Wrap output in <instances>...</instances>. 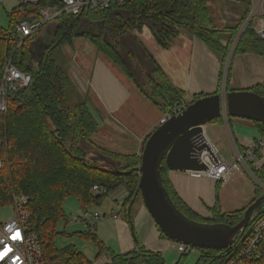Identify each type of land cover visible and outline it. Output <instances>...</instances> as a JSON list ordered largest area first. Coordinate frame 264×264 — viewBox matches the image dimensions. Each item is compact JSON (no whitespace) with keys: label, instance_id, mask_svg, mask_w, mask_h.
Listing matches in <instances>:
<instances>
[{"label":"trees","instance_id":"obj_1","mask_svg":"<svg viewBox=\"0 0 264 264\" xmlns=\"http://www.w3.org/2000/svg\"><path fill=\"white\" fill-rule=\"evenodd\" d=\"M52 1L40 0L38 4L29 6L18 4L8 12L10 26L0 25V85L5 63L10 58L20 70L32 76L28 87L8 92V110L0 113V207L12 208L16 195L29 197L26 204L30 214L28 224L30 232L36 233L42 243L43 264H92L76 246L58 247L55 242L59 234L71 235L67 232L70 220L63 209V202L68 196L75 195L82 208L88 209L93 204L100 205L108 194L123 186L129 196L122 207L137 243L135 249L116 253L92 229L72 234L94 241L99 254L105 253L109 257L107 264H166L161 251L147 249L138 242L132 209L128 212L130 204L141 198L138 187L140 174L135 169L140 164L141 155L115 153L97 145L93 137L99 132L100 124L89 106L88 96L79 91L69 74L68 50L64 46L73 45L78 38L91 41L97 54L104 55L118 66L150 102L167 114L188 105H185V91L172 81L134 32H141L148 26L158 44L169 48L179 33L178 25L192 27L206 45L222 51L216 93L221 91L223 75L227 76L226 90L229 91L233 64L230 47L246 21L251 0L240 21L230 29L233 36L226 44L212 28L207 0H136L124 5L112 4L106 9L64 15L49 25L52 26L51 36L44 45L39 39L48 26L27 37L20 36L16 24L36 14L39 6ZM234 48V55L253 52L264 56V39L255 33L253 21L241 31ZM249 89L264 95V83ZM206 94L195 95L191 102ZM216 121H223L222 116ZM255 123L264 138V123ZM239 147L246 149L242 145ZM95 152L115 159L118 169L132 171L121 174L105 169L100 166V161L91 160ZM258 157L259 162L250 163V169L264 184V151L258 152ZM169 171L163 159L161 174L164 187L186 217L218 225H235L242 219L245 209L224 211L219 199L210 209L211 217L197 214L176 193L168 177ZM221 182H217V190ZM96 184L105 187L107 192L95 194L93 186ZM257 193L258 196L264 194L260 188ZM263 217L264 214H260L252 219L235 238L231 249L195 248L199 252L195 264H227L235 256L238 243L249 234L252 224ZM61 220L65 222L64 226H60ZM160 233L161 237L167 238L161 230ZM257 246L253 257L242 259L243 264H264V240ZM189 252L181 253L175 264H184Z\"/></svg>","mask_w":264,"mask_h":264},{"label":"crops","instance_id":"obj_2","mask_svg":"<svg viewBox=\"0 0 264 264\" xmlns=\"http://www.w3.org/2000/svg\"><path fill=\"white\" fill-rule=\"evenodd\" d=\"M191 48L189 78L186 79L185 82L177 68H174L172 71L174 77H171L164 68L172 81L184 89L185 105L189 104L197 94L216 92L220 81L221 54L213 52L207 47L203 40L199 42L196 36L191 39ZM168 49H170V47ZM233 51L230 55L232 56L231 61L233 62L229 74L230 90L248 89L256 85H262L264 83V56H260L253 52L234 55ZM86 61V66L83 65L82 67L80 65L79 67L75 65L69 67V74L79 91L83 95L88 96L89 106L100 124L99 132H101V127L106 125L108 117L117 120L116 113H119L122 119L125 120V123L126 121L130 123L131 129L129 132L136 142L134 149L131 151L124 150L123 148L122 150L113 149L108 151L121 154L141 155L145 139L159 125L161 117L165 114L152 102L147 103L150 101L139 91L130 78L104 55L97 54L91 59L87 58ZM167 65L171 68L170 64ZM222 85L221 90L224 89L226 80H222ZM127 104H129V107L125 108ZM141 112H143L142 115L144 117L146 113L149 115V120L145 119L144 126H140V121H143L139 116ZM102 117H105V119H102ZM222 119L224 120L221 122L226 125L229 129V133L232 135L233 147L236 143L239 145H250L254 140H258L262 137L258 126L250 119L247 120L239 117L232 118L228 116H222ZM232 165H235V163ZM236 166H238V164H236ZM168 177L176 193L191 210L203 217H211L210 209L216 205L215 203L217 199H219L218 196L220 194L219 190H217L218 181L202 173L193 171L170 170ZM128 196V190L122 186L111 192L110 200L117 204L120 211H123L122 205ZM223 210L228 211L225 209ZM103 214L104 217L107 215L106 212H103ZM111 214L114 219L122 221V223L119 224L122 233H124L125 228H129L133 236L131 225L127 222L125 216L124 218H115L113 210ZM132 218L135 234L138 232L139 238L142 239L143 246L150 250L161 251L160 249H162L163 241L166 239L161 237L158 226L144 206V203L140 200H137L133 204ZM137 236L136 239L140 242ZM123 238H125V241L122 240V247L126 246V243L129 244L131 241L129 235L127 237L125 233L122 235V239ZM133 243L131 241L132 247H134ZM122 251V253H127L125 249ZM129 251H131V249H129Z\"/></svg>","mask_w":264,"mask_h":264},{"label":"rangeland","instance_id":"obj_3","mask_svg":"<svg viewBox=\"0 0 264 264\" xmlns=\"http://www.w3.org/2000/svg\"><path fill=\"white\" fill-rule=\"evenodd\" d=\"M248 1L249 0H207V6L209 7L210 11V20H212L213 25L212 28L217 30L215 33L221 38L223 44H226L233 36V33L230 29H232V27L237 25V23L240 21L241 16L249 6ZM19 3V0H0L1 26L5 28L10 26V17L8 12L10 13L12 8L16 7ZM253 19L254 20L252 21L255 25L257 19ZM246 21L234 38V42L230 47L231 50L229 55H231L232 51L235 49L234 47L237 43L235 40L237 36L241 34V31L247 26V24L252 22L249 21L246 23ZM177 28L179 33L170 45V49L163 48L158 44L153 33L151 32V29L148 26H145L141 32L135 31L134 34L137 35L139 40H141L142 43L149 49V51L158 60L159 64L165 68L171 77H174L172 75V71L174 68H177L183 77V81L185 82V80L189 78V61H191L190 58L192 52L191 39L194 36H196L199 42L202 41V39L199 35L197 36L194 29L188 25L181 24L178 25ZM51 30L52 26H48L46 32L48 31L51 34ZM49 40L50 36L48 33H45L43 36V42L47 43ZM207 47L215 53L221 54L222 52H218L208 45ZM64 48L68 50V57L64 49L63 52L65 56L69 58V67H73L75 65H78L79 67L80 65L82 67L83 65L86 66L87 58L91 59L97 55L95 45L91 41L83 38L76 39L73 45L66 44ZM167 64H170L171 68ZM223 76V79L227 81V76ZM225 86L226 85H224V88ZM94 105L96 106L95 103ZM128 107L129 104L125 106V108ZM142 113L143 112L139 114L140 119L143 120L140 121V126H144L145 119L149 120V115L146 113L145 118ZM116 116L117 120H114L112 117H108L106 125L101 127V132L98 133V136L96 134L93 139L96 141L97 145L104 150H122L123 148L124 150L131 151L134 149V145L136 143L134 137L129 132L131 125L127 121L125 123V120L122 119L119 113H116ZM103 118L105 119V117H102V119ZM206 133L211 139L213 145L219 150L220 155L223 156L230 165L234 163L236 165L235 150L232 146V135L229 133V129L226 127V125L220 121H210L206 124ZM258 188L262 189L264 192V184L260 181L257 175H254L251 170L249 171V169L245 168L243 165L238 164V166L232 167L231 173L228 177L222 180L218 188L220 193L218 196L220 204H222L223 209L228 210V212L243 210L251 204L252 199L258 196ZM110 199L111 193L106 196L100 205L93 204L90 206L92 210H97L100 213H107V215L97 223V228L94 230V232H96L99 239L105 242L110 250L116 253H122V250L125 249V251L128 252L129 249H135L137 243L135 242L134 237L131 235L130 229L125 228L124 233L127 237L129 235L132 243L134 242V247H132L131 241L129 244L126 243V246L122 247V240L125 241V238L122 239V235L124 233H122V229L119 227V224L122 223V221L114 219L111 216V211L113 210V214H120V217L124 218V210L120 211L117 204L112 202ZM138 200L142 202L141 198ZM63 209L70 220L67 226V232L71 233V235L59 234L55 241L57 246L65 247L67 245H74L92 261V264H107L109 257L105 253L99 254V249L94 241L86 240L78 235L72 234L84 231L87 228L83 222L72 223V219L74 217H81L85 210L82 208L78 197L75 195L68 196L63 202ZM11 215H13V209L11 207H0V220H5ZM64 225L65 222L61 220L60 226ZM137 235L138 232H136V236ZM137 237L139 238L140 236L138 235ZM165 239L166 240L163 241L162 244V249L160 250L163 254L166 264H175L180 258L181 252H179L177 249L176 241L169 238ZM139 240V243L143 245L142 239L139 238ZM198 257L199 252L196 249H193L184 259V264H195Z\"/></svg>","mask_w":264,"mask_h":264},{"label":"water","instance_id":"obj_4","mask_svg":"<svg viewBox=\"0 0 264 264\" xmlns=\"http://www.w3.org/2000/svg\"><path fill=\"white\" fill-rule=\"evenodd\" d=\"M45 33L51 36L50 32ZM43 36L39 40L44 45ZM137 46L136 43L135 49ZM225 111L229 117L263 124L264 95L249 88L229 91L224 88L220 93H208L194 100L153 130L144 145L140 164L135 168L140 174L138 187L142 202L161 232L169 239L194 248L231 249L235 238L249 226L250 221L264 214L262 194L251 201L235 225L195 221L180 211L164 187L161 174L163 159L171 171L202 172L208 169L201 158L202 152L212 150L206 140L205 126L223 116ZM212 155L215 158L214 153ZM91 160H98L100 166L117 173L132 171L118 169V162L102 152H95ZM133 204H130L128 212H131Z\"/></svg>","mask_w":264,"mask_h":264},{"label":"built area","instance_id":"obj_5","mask_svg":"<svg viewBox=\"0 0 264 264\" xmlns=\"http://www.w3.org/2000/svg\"><path fill=\"white\" fill-rule=\"evenodd\" d=\"M24 6L36 5L40 0H19ZM136 0H53L47 4L38 7V11L32 12L30 18L24 19L16 24V31L22 37L34 34L39 29L49 26L64 15H77L86 10H101L110 7L112 4L124 5ZM251 9L247 16V21L257 19L254 25L255 33L261 39H264V0H251ZM240 35V34H239ZM239 35L236 40H238ZM32 82L30 73L20 70L10 58L4 66L2 83L0 85V113L8 110V92L17 91L28 87ZM183 107L163 115L159 124L164 123L172 114L180 112ZM227 112L223 117H227ZM209 137V136H208ZM213 152L206 150L202 152L201 158L207 165L208 169L199 173L209 176L216 181H222L228 177L232 167L219 150L208 140ZM241 145L235 144V161L245 168L250 169V163L259 162L258 152L264 151V138L260 137L254 140L250 145L245 146L242 150ZM214 153V156L212 155ZM2 160L0 157V167ZM95 194L101 195L107 192V189L100 185H94ZM29 197L26 195H16L13 204V215L5 220H0V264H43V249L39 236L30 232L28 224L29 212L26 204ZM115 218H121L120 214ZM104 218V214L90 208L85 209L81 217H74L72 223L83 222L87 229L95 230L99 221ZM15 237V238H14ZM264 240V217L255 221L249 229V234L238 243L235 256L227 264H243V258L253 257L258 249V244ZM177 249L184 253L195 249L194 247L177 242Z\"/></svg>","mask_w":264,"mask_h":264},{"label":"bare ground","instance_id":"obj_6","mask_svg":"<svg viewBox=\"0 0 264 264\" xmlns=\"http://www.w3.org/2000/svg\"><path fill=\"white\" fill-rule=\"evenodd\" d=\"M207 139L209 140V137H208V135L206 134V140H207Z\"/></svg>","mask_w":264,"mask_h":264},{"label":"snow or ice","instance_id":"obj_7","mask_svg":"<svg viewBox=\"0 0 264 264\" xmlns=\"http://www.w3.org/2000/svg\"><path fill=\"white\" fill-rule=\"evenodd\" d=\"M15 238V237H14Z\"/></svg>","mask_w":264,"mask_h":264}]
</instances>
